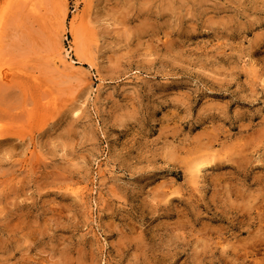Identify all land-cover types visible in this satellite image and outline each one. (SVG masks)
I'll list each match as a JSON object with an SVG mask.
<instances>
[{
    "label": "rangeland",
    "instance_id": "1",
    "mask_svg": "<svg viewBox=\"0 0 264 264\" xmlns=\"http://www.w3.org/2000/svg\"><path fill=\"white\" fill-rule=\"evenodd\" d=\"M0 264H264V0H0Z\"/></svg>",
    "mask_w": 264,
    "mask_h": 264
},
{
    "label": "bare ground",
    "instance_id": "2",
    "mask_svg": "<svg viewBox=\"0 0 264 264\" xmlns=\"http://www.w3.org/2000/svg\"><path fill=\"white\" fill-rule=\"evenodd\" d=\"M67 57H69V53L61 45L59 47V49H58V54H57V57H56V61L55 62L58 63L59 65L67 66L68 68L71 69V68H73V61L71 60V58L68 60ZM203 168H204V166L202 165V163L200 162V160L199 161L196 160L193 168H191V169H193V172L197 173V175H198V173L199 174L201 173V170Z\"/></svg>",
    "mask_w": 264,
    "mask_h": 264
}]
</instances>
